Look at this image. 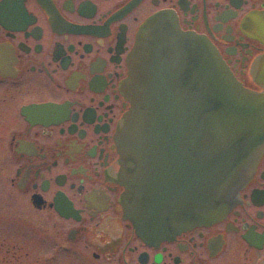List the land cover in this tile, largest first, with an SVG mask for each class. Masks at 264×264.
<instances>
[{"label": "flooded vegetation", "instance_id": "flooded-vegetation-1", "mask_svg": "<svg viewBox=\"0 0 264 264\" xmlns=\"http://www.w3.org/2000/svg\"><path fill=\"white\" fill-rule=\"evenodd\" d=\"M159 13L264 109V0H0V172L21 204L0 219L3 264H264V141L211 222L151 240L125 215L117 134Z\"/></svg>", "mask_w": 264, "mask_h": 264}, {"label": "water", "instance_id": "water-1", "mask_svg": "<svg viewBox=\"0 0 264 264\" xmlns=\"http://www.w3.org/2000/svg\"><path fill=\"white\" fill-rule=\"evenodd\" d=\"M133 105L117 134L125 215L151 240L211 222L264 141L261 103L203 37L147 20L131 54Z\"/></svg>", "mask_w": 264, "mask_h": 264}, {"label": "rangeland", "instance_id": "rangeland-1", "mask_svg": "<svg viewBox=\"0 0 264 264\" xmlns=\"http://www.w3.org/2000/svg\"><path fill=\"white\" fill-rule=\"evenodd\" d=\"M1 179H2V175L0 172V219L2 218L4 220L7 217H10L9 215L12 213H19V212H15L13 210L15 208L19 207L21 204L16 199L8 200V198L5 197V193L3 190V185H2ZM3 220L0 221V223L3 222ZM1 225H4V223H2ZM3 238L4 237H2L0 235V256L3 255V245H2ZM0 264H3V262L0 261Z\"/></svg>", "mask_w": 264, "mask_h": 264}]
</instances>
